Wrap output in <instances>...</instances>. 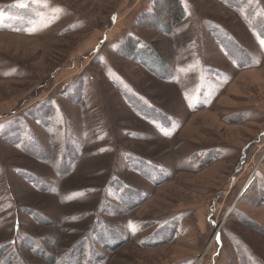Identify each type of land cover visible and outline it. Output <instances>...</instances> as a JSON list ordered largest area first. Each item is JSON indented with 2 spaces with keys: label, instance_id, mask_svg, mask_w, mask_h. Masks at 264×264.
Here are the masks:
<instances>
[{
  "label": "rangeland",
  "instance_id": "rangeland-1",
  "mask_svg": "<svg viewBox=\"0 0 264 264\" xmlns=\"http://www.w3.org/2000/svg\"><path fill=\"white\" fill-rule=\"evenodd\" d=\"M154 1L0 0V264H264V0Z\"/></svg>",
  "mask_w": 264,
  "mask_h": 264
},
{
  "label": "trees",
  "instance_id": "trees-1",
  "mask_svg": "<svg viewBox=\"0 0 264 264\" xmlns=\"http://www.w3.org/2000/svg\"><path fill=\"white\" fill-rule=\"evenodd\" d=\"M163 4H167L168 8L166 10V14L164 12L165 15L161 16L163 14L162 13L163 9L161 10V12L158 11L157 13L155 12V10H157V9L159 10V7L163 6ZM153 9H154L153 10L154 13L153 14H148L146 16V17H148L147 19L149 20V23L152 26V27H149L151 29L154 28L155 30H161V29H163V27L171 26V25H177V24H179V22L184 20L183 18H184L185 13H184V10H183V4L180 2V0H169V1L168 0L167 1L166 0H155ZM160 16H161L162 19L160 18ZM143 24L144 23H142L141 25H143ZM206 162H209V161H206ZM180 164H181V162L180 163L178 162V165L176 164L177 169H179V165ZM181 168L182 167H180V169ZM161 182H163V181L152 180V183H153V185L155 187L157 185H161ZM117 184H118V182H117ZM106 185L103 188H100V190H98L99 188H96V190H95V188H92V189L89 188L86 191H87V193L89 191H90L89 193H95V192H98V191L99 192H104L105 188H106V190H108V188L110 187V186L106 187ZM85 200H86V198H85ZM97 209H99V208H97ZM96 213L98 214L97 211H90V213L89 212L87 213L86 216L88 217V219H91V227H92L93 231H91L90 237H88L90 239L85 244H82L79 247H76V252H82L88 247L91 248L90 253L91 252H95L94 246H96V242L94 240V234L96 232L95 230H97L98 226L100 225V222H102V220H103L102 217H98L96 215ZM76 217H78V216H76ZM69 221H72L74 223V217L70 218ZM78 221H80V220H77L76 222L79 223ZM106 231H108V230L106 229ZM148 246H154V245L150 244ZM105 249H106V251L107 250L111 251L110 250V249H112L111 243H109V242L106 243ZM108 251H107V253H110ZM99 260L101 261L102 258H100ZM93 262L94 261H91L90 263H93ZM71 263H74V262L71 261V260H68L67 263H64V264H71ZM77 264H81L80 261H77Z\"/></svg>",
  "mask_w": 264,
  "mask_h": 264
},
{
  "label": "water",
  "instance_id": "water-1",
  "mask_svg": "<svg viewBox=\"0 0 264 264\" xmlns=\"http://www.w3.org/2000/svg\"><path fill=\"white\" fill-rule=\"evenodd\" d=\"M220 228V227H219ZM217 232H218V230H217ZM217 232L215 233V234H217Z\"/></svg>",
  "mask_w": 264,
  "mask_h": 264
},
{
  "label": "bare ground",
  "instance_id": "bare-ground-1",
  "mask_svg": "<svg viewBox=\"0 0 264 264\" xmlns=\"http://www.w3.org/2000/svg\"><path fill=\"white\" fill-rule=\"evenodd\" d=\"M247 185H249V184H247Z\"/></svg>",
  "mask_w": 264,
  "mask_h": 264
}]
</instances>
